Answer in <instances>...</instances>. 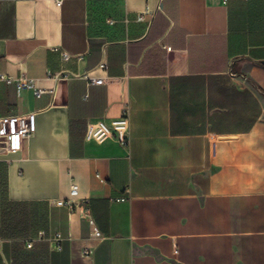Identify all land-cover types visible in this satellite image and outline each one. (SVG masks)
<instances>
[{
  "label": "crops",
  "instance_id": "crops-1",
  "mask_svg": "<svg viewBox=\"0 0 264 264\" xmlns=\"http://www.w3.org/2000/svg\"><path fill=\"white\" fill-rule=\"evenodd\" d=\"M57 2L0 0V117L36 114L0 148V264H264V0ZM127 105L128 147L85 139Z\"/></svg>",
  "mask_w": 264,
  "mask_h": 264
},
{
  "label": "built area",
  "instance_id": "built-area-1",
  "mask_svg": "<svg viewBox=\"0 0 264 264\" xmlns=\"http://www.w3.org/2000/svg\"><path fill=\"white\" fill-rule=\"evenodd\" d=\"M224 2H230L234 0H223ZM248 2L250 0H241ZM63 0H58L57 4L61 6ZM139 21H144V17L141 16L138 18ZM61 58L63 61H69L72 59L71 54L65 50H61ZM99 68L106 71L107 64L101 63ZM70 76L69 73L63 72L54 76V80L59 81L62 78ZM4 79L0 75V80ZM92 85H102L107 83L106 78H89ZM18 89H32L37 98H41L47 90L39 88L34 80H29L26 78H20L18 81ZM35 117L36 114H25V115H9L0 117V148H2L7 153H17L21 152L24 148L25 142L29 141L35 135ZM129 132H130V112L129 106L127 105L124 109L122 115L111 121H97V122H88L85 139L87 141H96L104 142L108 138H114L117 142L123 146L128 147L130 144L129 141ZM97 177L101 182L105 183L106 181L98 174ZM79 197V189L77 185L72 186L70 196L64 200L63 205L69 209H73L77 203L76 199ZM96 237H102V234L99 230H95L93 233ZM45 234L41 233L38 240H43ZM51 242L56 244L58 249H61V242L63 238L61 234L55 235L52 239H49ZM36 240H30L27 242V248L32 249L34 247ZM178 251L176 250V254ZM91 254V251L87 252Z\"/></svg>",
  "mask_w": 264,
  "mask_h": 264
},
{
  "label": "rangeland",
  "instance_id": "rangeland-1",
  "mask_svg": "<svg viewBox=\"0 0 264 264\" xmlns=\"http://www.w3.org/2000/svg\"><path fill=\"white\" fill-rule=\"evenodd\" d=\"M7 203H3L1 210H0V233L5 235V234H10L11 230H9L8 224L10 223V220L7 219L8 214H10L9 210L10 207L6 205ZM30 229L27 233V239L32 238V239H38L40 237V234L43 233V231L46 227V220H47V207L46 206H40V205H32L30 208ZM27 221V219H16L18 222H24ZM23 228V227H21ZM17 250L20 256L22 257L25 255V252H28V250L25 248V240L24 241H19L17 242Z\"/></svg>",
  "mask_w": 264,
  "mask_h": 264
},
{
  "label": "water",
  "instance_id": "water-1",
  "mask_svg": "<svg viewBox=\"0 0 264 264\" xmlns=\"http://www.w3.org/2000/svg\"><path fill=\"white\" fill-rule=\"evenodd\" d=\"M262 65H264V61L262 62Z\"/></svg>",
  "mask_w": 264,
  "mask_h": 264
}]
</instances>
